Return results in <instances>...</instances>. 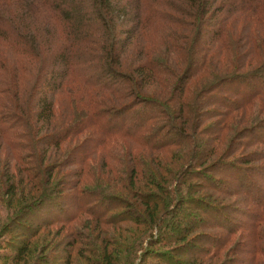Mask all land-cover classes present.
Listing matches in <instances>:
<instances>
[{"label":"trees","instance_id":"obj_1","mask_svg":"<svg viewBox=\"0 0 264 264\" xmlns=\"http://www.w3.org/2000/svg\"><path fill=\"white\" fill-rule=\"evenodd\" d=\"M0 206L2 264H204L240 230L264 264V0H0Z\"/></svg>","mask_w":264,"mask_h":264},{"label":"rangeland","instance_id":"obj_2","mask_svg":"<svg viewBox=\"0 0 264 264\" xmlns=\"http://www.w3.org/2000/svg\"><path fill=\"white\" fill-rule=\"evenodd\" d=\"M38 16H41L40 14L38 15ZM56 27V26H55ZM57 28V27H56ZM58 29V28H57ZM59 30V29H58ZM198 183V182H197ZM149 191V190H148ZM147 191V192H148ZM146 192V193H147ZM195 196H198V195H195ZM200 196V195H199ZM220 199V198H219ZM220 201H222V202H226V203H231V206H232V210H230L229 212H223L224 214H225V223H226V225L227 224H229V223H231L232 224V222H234V226H236V225H241L243 222H245L246 221V217H245V214H246V212H243L244 211V209H245V207H244V205L242 204V197L241 196H226V197H223L222 196V199L220 200ZM68 202V201H67ZM67 202H65V203H67ZM1 203H3L2 202V200H1ZM68 204V203H67ZM1 207V206H0ZM190 207V206H189ZM2 208V207H1ZM191 208V207H190ZM67 213V212H66ZM188 213H191V214H195V212L192 210V212H188ZM198 214H199V216H202V220H203V222H206L205 223V225H207V226H204V227H202V229H199V228H195L194 229V231H193V236L196 238V236L198 235V234H206V233H208L209 235L211 234V235H220L221 236V238L224 240V242H226L225 241V238L227 237V235L229 234V231H227V230H225V229H223V228H220V229H214L213 227L211 228L210 227V225L211 224H213L214 222H215V219L213 218V217H211L210 215L208 216V215H206V214H202L201 212H197ZM3 214H4V212H3ZM54 214H56V215H60L61 214V212H44V215L45 216H48L49 215V218H51V217H54L55 215ZM185 215H182V216H180L181 218H183L184 219V221H187V219L184 217ZM85 218V217H84ZM169 219V217H166V220H168ZM208 223V224H207ZM210 224V225H209ZM162 226H163V224H162ZM51 229V227L50 228H47V229H45V230H42L41 232H39V236H41V241H43V239H45V240H47V241H52L51 243L52 244H56L61 238H59V236H54V238L52 239V237H51V235L52 234H54L59 228L58 227H56V226H52V232L51 233H49L48 234V230H50ZM133 230V227H130L129 229H127L126 230V232L124 233L125 234V236H131V234L129 233V231H132ZM62 231V230H61ZM181 230H178V233L180 232ZM241 232V230L240 231H238L237 233H234L233 235H232V237H231V239L229 240V242L228 243H225V246H224V248L222 249V252L223 253H226L227 251V254H223L222 255V257H219V258H217V259H212V261L211 260H209V261H206L204 264H234V263H228L227 262V260L229 259V258H234L232 261H234L235 262V260H237L239 263H241V264H250V257H251V252H252V250L250 251V249H251V246L250 245H248V240H245V239H242V241H243V246L241 247V252L239 251V252H237V253H235V251H234V249H236V251H237V249H240V245H239V242H238V240H239V233ZM56 234V233H55ZM154 234H156V236H158V237H161V233L160 232H154ZM229 236H231V235H229ZM9 237H11V235L8 233L7 235H5V236H1L0 237V242L2 241V240H4V239H6V238H9ZM162 237H163V240L164 241H167L168 239H169V237H167V236H163L162 235ZM40 243V242H39ZM239 245V246H238ZM143 246L144 247H146V244L144 243L143 244ZM154 250V249H153ZM190 250H191V248H190ZM227 250V251H226ZM4 251H6V252H13V250L12 249H10V247L9 246H5V247H2V248H0V253H2V252H4ZM159 251V250H158ZM47 252H48V250H47ZM46 252V253H47ZM161 252H166L167 253V255H169V256H172L173 255V253H171L170 251H169V248H166V247H161ZM260 261H263L262 263H264V257L262 258V257H260V259H259ZM79 262H81V261H79ZM153 264H160L162 261H159L158 262V260H155V259H153L152 258V261H151ZM156 262H158V263H156ZM0 264H2L1 263V261H0ZM119 264V263H118Z\"/></svg>","mask_w":264,"mask_h":264}]
</instances>
